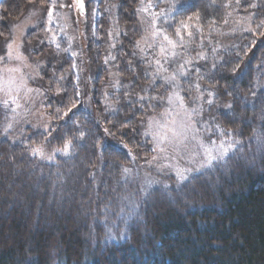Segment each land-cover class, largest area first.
I'll list each match as a JSON object with an SVG mask.
<instances>
[{
  "label": "trees",
  "instance_id": "obj_1",
  "mask_svg": "<svg viewBox=\"0 0 264 264\" xmlns=\"http://www.w3.org/2000/svg\"><path fill=\"white\" fill-rule=\"evenodd\" d=\"M138 1L119 0L120 25L132 24ZM234 1L160 0L167 9L173 3L182 5L178 14L174 11L170 17L161 18L160 24L176 36L177 24L196 14L199 26L209 30L226 19ZM7 2L0 0V9L5 7L4 16H8L0 22V33L7 31L16 12L27 6L24 0L9 6ZM258 3L255 29L264 22V0ZM89 4L90 0H83L84 19ZM263 28L258 32L263 33ZM255 34L239 40L238 49L225 53L213 68L194 63L192 74L183 82L185 97L196 90L194 80L215 90L221 106L216 111L217 121L241 140L244 149L249 150L245 157L252 162L237 159L226 163L225 169L217 167L213 174L208 172V178H199L203 182L186 192L185 201L156 199L154 204L144 205L139 211L143 221L130 215L126 219L127 236L108 243H102L99 234H94L90 242L79 233L90 235L94 225L97 194L92 171L99 164V146L104 141L98 119L101 117L114 139L126 146L108 143L102 150L105 166L98 195L106 202L103 206L111 202L107 207L112 209L121 201L117 195L123 192L119 184L124 168L150 156L149 140L141 134L150 109L139 96L147 94L151 81L132 55V39L121 36L113 64L121 75L124 91L115 100L113 110L104 113L98 108L94 114L71 106V79L64 85L56 81L69 72V60L45 50L43 58L56 73V78L45 73L47 84L66 89V93L52 96L48 102L53 120L51 136L56 143L70 139L74 147L68 157L40 165L25 155L23 146L1 138L0 119V264H264V89L258 86L264 74V34L256 43ZM103 39L98 44L90 41L87 47L92 69L101 75L106 71L102 64L106 46ZM29 40L34 49L37 34L32 33ZM91 74L96 76L95 81L100 79L95 72ZM149 103L157 104L152 99ZM63 114H67L66 120ZM43 136L36 133L33 138ZM257 148L260 156L255 155ZM142 223L149 225L148 234ZM58 234V245L64 238L65 243L61 250L51 253L50 246Z\"/></svg>",
  "mask_w": 264,
  "mask_h": 264
},
{
  "label": "rangeland",
  "instance_id": "obj_2",
  "mask_svg": "<svg viewBox=\"0 0 264 264\" xmlns=\"http://www.w3.org/2000/svg\"><path fill=\"white\" fill-rule=\"evenodd\" d=\"M17 1L19 0H10L6 5ZM24 1H27L25 10L16 12V18L9 22L8 32L0 33V57H4L8 51L12 54L11 59L0 60V119L1 138L7 137L10 142L23 146L25 155L31 161L40 165L54 164L68 157L74 147V141L71 140L69 155H61L55 151L63 148L64 143L70 139L57 143L53 141V120L48 102L52 96L66 93V89L47 84L45 73L53 78H56V73L53 66L48 65L43 58L45 50L64 61L69 60V72L60 75L56 81L64 85L71 79L74 94L71 106L83 107L94 114H97L98 108H102L104 113L113 110L115 100L124 91L121 75L113 64L116 48L122 43L121 36L132 39V55L145 68V78L151 81L147 94L139 96L140 102H146L150 109L143 119L141 130L143 138L149 140L150 156L124 168L119 184L123 192L117 195L121 201L119 207L117 204L112 209L107 207L112 203L103 206L106 202L100 200L98 195L102 188L105 166L102 150L108 143L121 147L125 145L114 139L101 117L98 119L104 132V141L99 146V164L92 171L95 196L97 194L93 207L94 225L90 235L79 230L80 237L92 242L94 234H99L102 243L123 240L127 236V217L132 215L135 216L134 219L143 221L139 211L144 205L154 204L156 199L185 201L186 192L195 188V184L203 182L200 179L208 178L205 175L208 172L213 174L217 167L225 169L226 163L237 159L252 162V159L245 157L249 150L244 149L241 140L217 121L216 111L221 106L215 90L194 80L196 90L187 98L183 82L192 74L194 63L213 68L215 62H219L229 50L231 52L238 49L241 45L239 40L252 32L257 33L254 42L260 40L264 28L263 33L258 31L261 26L264 27V22L255 29V20L260 7L258 2L261 0H250V3L235 0L229 6L226 19L209 30L199 26L196 14L191 15V19L187 17L177 24L176 36H171L164 25L160 24L161 18L170 17L174 12L171 8L161 6L160 0H139L130 25L118 23L119 0H90L86 19L79 0H43L42 3L39 0ZM4 10L5 7L1 6L0 22L8 18L4 16ZM185 24L187 28L183 26ZM34 32L38 40L36 47L32 49L29 37ZM189 32L191 36L188 35ZM130 34H134L133 37ZM164 35L173 43L169 44ZM101 39L106 41L102 51V64L106 71L102 75L93 71V63L87 52L90 41L98 44ZM9 43L12 44L10 50L7 48ZM198 69L201 67L195 70V76L199 75ZM181 71L186 75L181 76ZM91 72H95L100 79L95 81L96 76ZM173 77L175 80L170 84ZM258 86L264 89L263 73ZM150 99L157 104L149 103ZM209 100L212 101L211 104L207 102ZM63 115V120H66L67 114ZM45 132L47 135L44 138H33L36 133ZM221 143L225 148L231 146L227 155L218 162H213L210 167H201L206 159L205 150L212 148L215 153ZM38 146L42 147L44 158L31 154V149ZM259 148L255 154L257 156H260ZM178 173H183L186 179L181 180ZM73 224L78 225L75 220ZM142 226L148 234L149 225L142 223ZM60 235L53 238L51 253L54 249L61 250L65 243L64 238L58 245Z\"/></svg>",
  "mask_w": 264,
  "mask_h": 264
},
{
  "label": "snow or ice",
  "instance_id": "obj_3",
  "mask_svg": "<svg viewBox=\"0 0 264 264\" xmlns=\"http://www.w3.org/2000/svg\"><path fill=\"white\" fill-rule=\"evenodd\" d=\"M79 3H80V7L83 8V3H82V0H79ZM170 7L178 14L179 11L182 9V5H178V4H175L173 3L172 5H170ZM189 19H191V17H189ZM185 28H187L188 26L185 24L183 25ZM179 34V33H178ZM189 36H191V32L188 33ZM164 39L166 41H168L169 44L173 43L172 40L167 36V35H164ZM182 39V37H181ZM7 48L10 50L12 48V44L9 43L7 45ZM12 58V54H11V51H8L6 52V55L4 57H0V60H7V59H11ZM183 67V66H181ZM180 75L181 76H185L186 73L181 71L180 72ZM175 80V77L172 78V80L169 81V83L171 84L173 81ZM141 99H143V97H141ZM209 104L212 103L211 100L207 101ZM229 107H231V105H229ZM8 127H11V125H8ZM218 127V126H217ZM107 131V130H106ZM45 135H47V132H45ZM209 143H214L212 141H209ZM126 147V146H125ZM230 147L229 146L228 148H225L223 143H221L220 145L217 146V151L214 153L213 149L212 148H209V149H206L205 150V156H206V159L204 161V163L201 165V167H210L212 165L213 162H218L219 160L223 159L224 156L227 155L228 151L230 150ZM70 148H72V141L71 140H67L65 143H64V147L63 148H57L55 149L56 152H59L61 155H69L70 152ZM31 154L33 156H40L41 158H44V154H43V149L42 147H34L31 149ZM51 157H49L50 159ZM127 171V169L125 170ZM178 175L180 176V179L181 180H184L186 179V177L184 176L183 173H178Z\"/></svg>",
  "mask_w": 264,
  "mask_h": 264
}]
</instances>
